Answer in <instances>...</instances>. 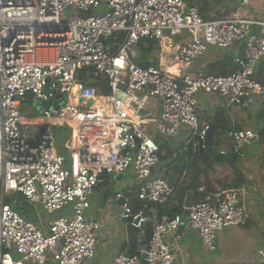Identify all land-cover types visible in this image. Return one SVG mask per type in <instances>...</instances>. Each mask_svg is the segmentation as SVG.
<instances>
[{
  "label": "built area",
  "instance_id": "built-area-1",
  "mask_svg": "<svg viewBox=\"0 0 264 264\" xmlns=\"http://www.w3.org/2000/svg\"><path fill=\"white\" fill-rule=\"evenodd\" d=\"M253 0H237L238 8L225 18L204 20L191 0H0V264H90L103 224L88 219L90 197L104 182L132 170L140 182L136 192L143 208L134 212L122 196V221L142 231L147 204L165 212L153 225L139 254L119 253L113 264H174L178 243H169L180 226L195 232L202 249L217 250L223 230L244 227L247 212L240 189L217 191L184 209L186 217L169 215L175 189L153 178L160 148L148 134L147 105L161 99L155 134L177 138L188 127L184 152H195L199 136L205 150L210 125L198 119L202 93L229 105L248 109L255 98L264 102V86L254 78L264 61V17L253 20L241 8ZM264 5V0H258ZM67 10L77 15L65 17ZM186 33L179 47L170 41ZM146 41L163 42L167 57L157 67H141L137 49ZM239 43L242 56L226 76L183 73L210 48ZM161 45V44H160ZM177 67V71L169 69ZM106 80L109 93L80 80L83 70ZM178 70H181V74ZM178 73V74H177ZM80 100H83L80 102ZM51 102L49 108L47 103ZM91 105L88 106V103ZM42 106L37 133H31L22 105ZM54 128L72 134L67 160L57 153ZM236 158L256 138L249 130L229 131ZM222 154H225L224 152ZM40 206L53 218L43 230L14 209L16 197ZM9 200L11 203H7ZM256 264H264V250Z\"/></svg>",
  "mask_w": 264,
  "mask_h": 264
},
{
  "label": "crops",
  "instance_id": "crops-1",
  "mask_svg": "<svg viewBox=\"0 0 264 264\" xmlns=\"http://www.w3.org/2000/svg\"><path fill=\"white\" fill-rule=\"evenodd\" d=\"M231 8L234 10L238 8L237 0H234V5L231 6ZM257 8H262L264 10V5L259 3L258 0H253L249 6L241 8V15L253 20L262 19L264 17V13L257 15L255 12ZM243 9H246L245 12ZM189 39L190 37L186 33H183L181 36H178L173 40L172 48L182 46ZM229 48L231 54L234 56L229 55L224 58H218V61L224 60L227 57L234 60L240 57L241 45L239 43H236ZM163 52V55L165 56L164 61H166L167 57H169V55L166 54L167 46H163ZM202 57L207 56L205 54ZM197 61L198 60L191 65V71H184V74L194 76V73L196 74L198 71H204L208 65L218 62L214 61L201 64ZM260 65L264 67V61L260 62L258 67ZM173 71L174 70H172V72ZM197 98L199 122L202 125H215L212 149L213 146L220 147L218 151L213 150L215 153H228L231 149H234L228 138L229 131H252L256 136L252 143L260 137H264V102L261 98H255L253 104L248 109L229 105L228 102L223 99L208 97L202 93L198 94ZM161 104L162 101L160 99L156 105H154L152 101L147 105L146 109L149 113L148 115L147 113L145 115L148 118L151 117V114L153 115L156 114V112L158 113L156 117H154L153 122H155L157 116L160 115ZM22 113L23 115H26L23 109ZM223 121L228 123V131L226 133L220 129L219 122ZM153 128L154 124L152 126V132L147 133L156 137ZM61 129L62 128H59L57 130L61 131ZM71 136L72 134L70 133L68 141L71 139ZM66 144L67 143L63 144V151L65 150V155L62 153L60 154L59 151H57V153L66 158L67 164H71L72 159H68V155L71 157V153L66 148ZM174 152L175 153L167 156L160 162L159 166L153 172V178L159 177L169 179L168 182H165L170 184V186L175 189L176 194L177 188H175V185L178 184L182 188H185L189 186L190 181L194 176V178H196L195 183L198 186L196 188V193L205 195V198L210 197L217 191L240 189L242 194L240 201L247 212V223L244 227L228 228L217 234V250L214 253L205 252L201 247L198 235L183 226L181 231L178 233L176 232L173 237L167 238L169 243H178L179 245V251L176 253L174 264H256L258 261L257 252L264 250V195L257 193V188L254 185L255 181L248 179L243 170H239V176L236 177L232 172V165L226 162H215L211 166V170H207L204 163H198V165L193 168V162L185 155L186 153L184 152V146L182 144H179ZM165 155V152L161 154L162 157ZM237 160L238 159L236 158L235 162ZM67 170L72 172V165L71 169ZM205 171H207L206 179L204 174H202L205 173ZM127 172L132 175L134 180L135 177L132 170H127L125 173ZM122 175L116 178L105 176L104 182L94 190L90 197V207L86 212V217L104 225L100 234L96 237L95 256L90 264H113L115 256L119 253L129 254V250L132 247H135L136 253L134 255H136L139 254L146 245V243H144V229L142 231H138L134 244L129 243L125 222L120 218V214L122 212L121 206L124 200L129 201L130 198L128 196L135 195L137 187H140V183L137 180H134V183L127 187V191L117 192L114 195L104 193L100 200H97L94 197L95 192L99 190V188L107 184H112L114 180L122 179ZM118 196H122L124 200L118 199ZM187 196L190 197V203L193 205V194L192 192L187 191L182 206L184 213L180 214L183 218L186 217L184 209L187 208L185 206ZM197 202L198 201H196V203ZM150 214L152 216V220L147 221H153L154 225L159 219L157 208L152 206ZM27 219L33 225L46 230L48 223L53 219V215L52 217L45 219L42 218L37 211V213L33 212V214L27 217ZM252 225H255V228H251ZM258 226L261 227L259 228Z\"/></svg>",
  "mask_w": 264,
  "mask_h": 264
},
{
  "label": "rangeland",
  "instance_id": "rangeland-1",
  "mask_svg": "<svg viewBox=\"0 0 264 264\" xmlns=\"http://www.w3.org/2000/svg\"><path fill=\"white\" fill-rule=\"evenodd\" d=\"M194 3H195V7L197 8V10H199L205 4H207V6L209 7L210 10H218L220 8L221 9H225V8L229 9V7L234 5V0H194ZM245 10L246 9H243L244 12H245ZM255 12L257 15H259V14H263L264 10L262 8H260V9L257 8ZM75 15H77V14L74 10H67L65 12V17L75 16ZM143 48L148 49V46L143 45ZM137 52L140 53V59L136 60V64H137V62L141 61L143 56H144L146 62L150 65L149 67L158 66V65L162 64L164 61L165 56L163 55L164 54L163 46L160 44H158V49L156 51L153 50L150 53L146 52V54H145L142 52L141 48H138ZM229 55H233V54H231L230 48H228V49L210 48L208 50V52L206 53L207 57H200L197 62H199L201 64L208 63V62H214V61H218V58H224V57L229 56ZM175 71H177V70H174L173 72H175ZM178 71L181 74L182 71L181 70H178ZM184 71L190 72L191 71V65L185 66L183 68V73H184ZM195 72H196V70H195ZM195 75L196 74L194 73V76ZM159 100L160 99L158 97H155L152 99V103L154 105H156V103H158ZM22 109H23L24 113L26 114V115H24L25 118H27V119L32 118V121H29V123H28L30 126L29 129H30L31 133L36 134L38 131V128H39L38 127L39 122L35 121V120H36V118H40V115L42 113V106L39 104H35V103H27V104L22 105ZM157 114H158L157 112H156V114H153V115L151 114L150 115L151 117L146 120V123L148 125L145 126V129L147 132H152V126L154 124V122H153L154 117H156ZM252 129H254V128H252ZM54 131H55L54 135H55L56 143L63 145V144L68 142V139L70 137V131L69 130H64V128H62L61 131H58L56 128H54ZM189 132H190V130L188 127H182L180 129L179 137L169 138L166 140L168 150L171 154L175 153L174 151L176 150V147L179 144H182L184 146V144L186 142V134ZM219 149H220V147L213 146V150L218 151ZM63 152H65V150ZM165 154H167V151L165 152ZM243 155H244V157L242 159H238L236 161L235 167L237 168V170H240V171L243 170L248 179H252V181L254 180L255 181L254 185L257 188V190H256L257 193L264 195V137H260L259 139L254 141L251 145L247 146L243 150ZM169 156H170V154H169ZM68 159L71 160V157L69 155H68ZM71 165L72 164H70V163L66 164V168L70 170ZM247 167H249V168H247ZM134 180H136V179H134ZM134 180H133L132 175L129 172H127L124 175H122V179L114 180L112 182V184H107V185H104L101 188H99V190H97L95 192L94 197L97 200H100L104 193H108L109 195H114L117 192L127 191L126 190V189H128L127 187L132 185L134 183ZM138 188H139V186L137 187V190H138ZM113 205H114V203H113ZM34 209H37L39 215L42 218L48 219V218L52 217V216H47V214H45V212L41 209L40 206H34ZM37 211H35V213H37ZM55 215H58V213ZM258 227L260 228L261 226H258ZM251 228H255V225H252ZM47 263L48 264L50 263L49 259L47 260Z\"/></svg>",
  "mask_w": 264,
  "mask_h": 264
},
{
  "label": "trees",
  "instance_id": "trees-1",
  "mask_svg": "<svg viewBox=\"0 0 264 264\" xmlns=\"http://www.w3.org/2000/svg\"><path fill=\"white\" fill-rule=\"evenodd\" d=\"M192 3L195 5L194 0H191ZM200 16L204 19V20H215V19H219V18H225L228 17L229 15H231L234 12V9L229 7V9H218V10H210L209 7L207 6V4H205L204 6H202L199 10H198ZM171 43L173 42L170 41ZM158 44L163 45L164 47H166V45L163 42H157V41H146L145 43H142L140 45V48L142 50L143 53L146 54V52L150 53L153 50H157L158 49ZM143 45L148 46V49H144ZM242 56V48H241V55ZM137 64L141 67H149L150 65L146 62L144 56L142 57L141 61L137 62ZM157 67V66H154ZM258 68V69H257ZM255 70V75L254 78L256 81H258L262 86H264V81H263V66L260 65ZM236 70V64H235V60L234 59H230V58H225L224 60H220L214 64L208 65L205 69H204V73L206 75H219V76H226L232 72H234ZM79 78L81 81L83 82H87L89 86L95 88L98 90V92L102 95H107L109 93L108 90V86H107V82L106 80H104L103 78L99 77V76H94L92 71L89 70H83L80 75ZM220 125V129L223 130L225 133L228 131V123L223 121V122H219ZM164 138L159 137L158 135H156V137L154 136V140L155 142L159 145L160 148V160H164L167 156H169V154L171 155V153L168 150V146L166 144V140H163ZM56 142V140H55ZM57 146V151H59V153L64 154L65 152H63V145L56 143ZM182 147V146H181ZM167 154L165 156H161V154L163 152H166ZM186 156L189 158V160H192L193 164V168H195L198 163H204L205 168L207 170H211V166L215 163V161L210 158L209 156L203 154H195V152L191 149V147H189L187 149V151L185 152ZM236 163V162H235ZM235 163L234 165H232L231 169L232 172L234 173V175L236 177L239 176V170H237V168L235 167ZM191 166V167H192ZM206 173L207 171H205L204 174L205 179L206 177ZM181 175V173H180ZM195 179L194 176L192 177L189 186L182 188L180 185L176 184L175 188H177L176 190V194L173 198V202L172 204L169 206L167 213L169 215H174V214H181L184 213L182 206H183V201L185 198V194L187 191L192 192L193 194V204L196 203V201H201L205 199V195H201V194H197L196 193V188L198 187L195 183ZM130 199L128 201V205L130 206V208L134 211L137 212L140 209L143 208L142 203L140 201H138L137 199V195H130L128 196ZM16 204L12 205V207L16 210H18L22 216L24 217H28L31 214H33V212L37 211V209H34V206L24 203L23 199L21 197H16ZM175 201V202H174ZM7 203H11L9 200H7ZM154 207V206H153ZM158 210V217L165 212L164 208L161 207H155ZM59 213L58 215H53V218L55 217H59ZM153 228V221H147L146 224L144 225V231H145V238H144V243H146L150 237L151 231ZM136 253V248L132 247L129 250V255H134Z\"/></svg>",
  "mask_w": 264,
  "mask_h": 264
},
{
  "label": "water",
  "instance_id": "water-1",
  "mask_svg": "<svg viewBox=\"0 0 264 264\" xmlns=\"http://www.w3.org/2000/svg\"><path fill=\"white\" fill-rule=\"evenodd\" d=\"M189 6L193 7L194 4L192 3ZM81 101H83V100H80V102ZM50 105H51V102L47 103L46 108H49ZM90 105H91V102L88 103V106H90ZM145 114H146L145 111L141 112L142 116H144ZM214 129H215V125L209 126V130L206 133V137H205V141H204V144L206 146L205 150H201V146H202L203 142L200 140L199 136L193 137V141L198 144V148H199V150L197 148L195 149V154H201V155L205 154V155L209 156L210 158H212L215 162H218V163L226 162L230 165H233L235 160H236L235 149H231L230 152L225 153V154L215 153L213 151L212 145H213V139H214V135H213ZM113 177L114 176L111 175V178H113ZM161 179L163 181H166V182L169 181V179H166V178H161ZM185 206L187 208H189L191 206L189 196H187ZM151 207H152V204L148 203L146 206L147 212L143 215V217L147 220H152V216L150 214ZM125 226H126V231H127L128 237H129V243L134 244V242L136 241V238H137L138 231L131 225V219H127L125 221ZM182 229H183V225L178 228L177 233L179 231H181Z\"/></svg>",
  "mask_w": 264,
  "mask_h": 264
},
{
  "label": "bare ground",
  "instance_id": "bare-ground-1",
  "mask_svg": "<svg viewBox=\"0 0 264 264\" xmlns=\"http://www.w3.org/2000/svg\"><path fill=\"white\" fill-rule=\"evenodd\" d=\"M172 70H177V67H172L169 69L170 72H172Z\"/></svg>",
  "mask_w": 264,
  "mask_h": 264
}]
</instances>
